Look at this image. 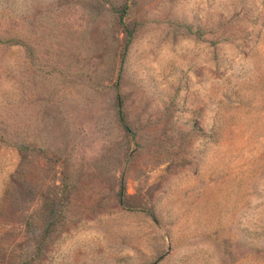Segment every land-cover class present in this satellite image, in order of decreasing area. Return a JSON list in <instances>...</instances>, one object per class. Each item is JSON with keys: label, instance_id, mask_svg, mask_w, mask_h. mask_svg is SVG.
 I'll return each mask as SVG.
<instances>
[{"label": "rangeland", "instance_id": "obj_1", "mask_svg": "<svg viewBox=\"0 0 264 264\" xmlns=\"http://www.w3.org/2000/svg\"><path fill=\"white\" fill-rule=\"evenodd\" d=\"M0 264H264V0H0Z\"/></svg>", "mask_w": 264, "mask_h": 264}, {"label": "trees", "instance_id": "obj_2", "mask_svg": "<svg viewBox=\"0 0 264 264\" xmlns=\"http://www.w3.org/2000/svg\"><path fill=\"white\" fill-rule=\"evenodd\" d=\"M125 5L122 6V8L119 10V20H121V15H122V12H123V7ZM126 34H129V30H125ZM129 36L127 35V38H126V41L128 40ZM116 114H117V118L118 120L121 122L122 126L128 130L129 129V125L126 123L125 119H124V116H123V110H122V98L120 96L119 93L116 94ZM117 196H118V199L121 198V191L119 190L117 192Z\"/></svg>", "mask_w": 264, "mask_h": 264}]
</instances>
